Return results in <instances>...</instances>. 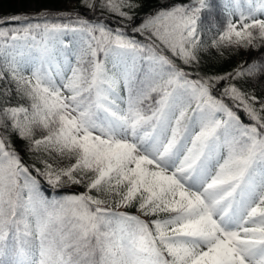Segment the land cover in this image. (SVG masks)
I'll return each instance as SVG.
<instances>
[{"label":"snow or ice","instance_id":"6c2138e0","mask_svg":"<svg viewBox=\"0 0 264 264\" xmlns=\"http://www.w3.org/2000/svg\"><path fill=\"white\" fill-rule=\"evenodd\" d=\"M0 264H264V0L0 14Z\"/></svg>","mask_w":264,"mask_h":264},{"label":"trees","instance_id":"16d2710c","mask_svg":"<svg viewBox=\"0 0 264 264\" xmlns=\"http://www.w3.org/2000/svg\"><path fill=\"white\" fill-rule=\"evenodd\" d=\"M72 1L69 7L74 6L77 0H0V14L11 13L19 10H28L32 5L33 8L39 7L40 5L51 6L55 8H69L66 4ZM255 54V49L252 50ZM222 67H227V65H221ZM135 211V209H131Z\"/></svg>","mask_w":264,"mask_h":264}]
</instances>
